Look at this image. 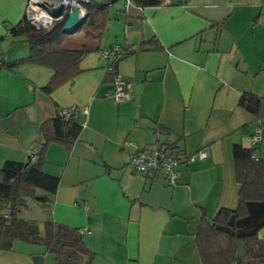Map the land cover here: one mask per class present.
<instances>
[{"label":"crops","instance_id":"obj_1","mask_svg":"<svg viewBox=\"0 0 264 264\" xmlns=\"http://www.w3.org/2000/svg\"><path fill=\"white\" fill-rule=\"evenodd\" d=\"M46 1L53 10L63 0ZM28 2L0 0V167L7 159L27 160L42 129L54 132L58 110L76 105L87 112L73 119L81 125L74 138L51 140L45 149L41 168L58 178L55 191L34 187L48 197L26 199L19 214L41 230L46 218L86 228L90 264H201L195 242L201 210L215 217L238 203L234 144L264 156V0L143 6L114 0L78 72L49 90L51 67L6 66L29 52L25 35L9 31L27 15ZM30 5L44 20L46 10ZM76 30L70 38L89 44ZM113 43L134 48L111 71L100 51ZM116 72L131 83L121 100L112 95ZM245 91L261 97L260 116L239 105ZM259 127L263 137L252 144ZM161 142H172L182 155L199 149L206 155L180 161L174 184L162 170L148 174L132 166L138 148ZM51 254L42 243L17 240L0 250V264H56Z\"/></svg>","mask_w":264,"mask_h":264},{"label":"trees","instance_id":"obj_2","mask_svg":"<svg viewBox=\"0 0 264 264\" xmlns=\"http://www.w3.org/2000/svg\"><path fill=\"white\" fill-rule=\"evenodd\" d=\"M112 1L83 2L87 14L78 29L89 39L90 43L86 45L78 44L77 38H70L69 33L62 30L66 14L54 20L49 27H37L24 13L9 30L13 35H25L29 52L6 63V66L34 62L51 67L52 75L44 85L47 90L71 78L80 69L82 55L92 49L101 36ZM135 2L141 6L162 3L161 0ZM3 64L4 60L0 66ZM238 103L260 116V96L245 91ZM53 125L54 132L42 129V139L33 159H7L0 167V250L11 249L15 241L23 240L44 244L54 254L56 264H90L94 252L87 246L78 228L46 218L41 230L35 219L19 214V210L27 204L25 192L31 187L42 188L48 193L56 189L58 178L41 168L48 143L63 137L70 141L81 128L75 120L64 119L60 110ZM177 149L181 161L185 160L189 154L182 155ZM233 157L235 177L239 182L238 203L233 209L221 208L215 217H209L204 209L201 210L195 237L201 264H264V238L259 235L264 230V156L257 155L254 146L245 147L236 143ZM34 196L39 200L48 197L45 194ZM233 213L232 233L215 226L217 223L226 224ZM239 246L242 247L240 252Z\"/></svg>","mask_w":264,"mask_h":264},{"label":"built area","instance_id":"obj_3","mask_svg":"<svg viewBox=\"0 0 264 264\" xmlns=\"http://www.w3.org/2000/svg\"><path fill=\"white\" fill-rule=\"evenodd\" d=\"M88 1V0H87ZM132 0H125V5L127 6ZM169 0H161L162 3H166ZM35 3L33 0H29L27 3V16L28 19L32 18L31 22L37 27H48L49 22L40 19L34 14L30 8V4ZM10 31V30H9ZM134 46L130 44L121 45L119 43H113L110 47L104 48L100 51L102 57L107 59L108 69L114 71L115 64L117 60L124 55L125 53L133 50ZM2 57L0 56V63L2 62ZM131 85L130 81L120 75L119 73L114 74V87L112 89V95L115 99L121 100L127 96V88ZM86 106H76L71 105L64 107L62 109V116L64 119H74L80 113H86ZM263 137L262 129L256 128L251 135V143L256 144ZM37 148L32 147L28 151L29 159L35 157ZM176 145L172 142H161L155 147L152 148H138L130 157V163L135 169L142 170L148 174H153L158 170H162L165 173L167 180L174 184L177 181L179 176L178 164L181 161L182 157L180 156ZM206 155L204 149H199L195 152L190 153L187 159L201 158ZM256 157V155L253 154ZM81 233L87 231L86 228H80Z\"/></svg>","mask_w":264,"mask_h":264},{"label":"water","instance_id":"obj_4","mask_svg":"<svg viewBox=\"0 0 264 264\" xmlns=\"http://www.w3.org/2000/svg\"><path fill=\"white\" fill-rule=\"evenodd\" d=\"M35 3H37L39 6H42L43 8H45V10L47 11V13L50 15V19L47 20L46 22H49L51 24V22H53V20H56L60 17H62L64 14H66V19L62 25V30L66 33H72L74 32L76 29H78V27L81 25V23L83 22L86 14H87V8L86 6L83 4V2L87 1V0H78V4L77 5H66L63 6V8L58 9L56 11H52L50 6L53 4L52 2H41V0H33ZM83 7L84 8V14L82 15V17L79 16V11L80 8ZM32 18H29L30 21ZM234 222V213L230 215L229 219L227 220L226 224H219L217 223L215 226L219 229H223L229 233H232L233 229H232V224ZM38 256L40 255H34V259L38 258Z\"/></svg>","mask_w":264,"mask_h":264},{"label":"bare ground","instance_id":"obj_5","mask_svg":"<svg viewBox=\"0 0 264 264\" xmlns=\"http://www.w3.org/2000/svg\"><path fill=\"white\" fill-rule=\"evenodd\" d=\"M40 1V0H39ZM49 3H50V1H48ZM65 4L66 5H77L78 4V0H63L62 2H61V4L59 5V6H57V7H55L52 11H56V10H58V9H61V8H63V6H65ZM38 5V4H37ZM39 6V5H38ZM40 7H42V6H40ZM45 9V8H44ZM33 11V10H32ZM84 8L83 7H81L80 8V11H79V16L80 17H82V15L84 14ZM34 12V11H33ZM47 12V11H46ZM34 14L36 15V16H39V17H41L42 15H37V13L36 12H34ZM43 18H45V21H47V20H49L50 19V15L48 14V13H46L45 15H43Z\"/></svg>","mask_w":264,"mask_h":264},{"label":"rangeland","instance_id":"obj_6","mask_svg":"<svg viewBox=\"0 0 264 264\" xmlns=\"http://www.w3.org/2000/svg\"><path fill=\"white\" fill-rule=\"evenodd\" d=\"M33 7H35L34 5H33ZM80 30H76V32L78 33V40H80V39H83L84 37L82 36V34L79 32ZM80 33V34H79ZM31 190L30 191H28V192H25V199H27V201H29L30 203H33L35 200H36V198H35V196H34V194H36L35 193V188L33 187H31L30 188ZM242 247L241 246H239V248H238V251L241 249ZM51 255H53V254H51ZM52 257V256H51Z\"/></svg>","mask_w":264,"mask_h":264}]
</instances>
